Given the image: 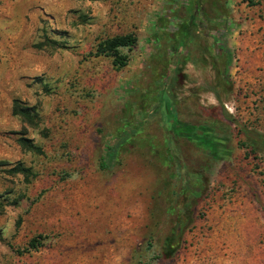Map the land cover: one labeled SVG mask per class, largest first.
I'll use <instances>...</instances> for the list:
<instances>
[{
  "label": "rangeland",
  "instance_id": "374dc122",
  "mask_svg": "<svg viewBox=\"0 0 264 264\" xmlns=\"http://www.w3.org/2000/svg\"><path fill=\"white\" fill-rule=\"evenodd\" d=\"M129 33L125 67L94 56ZM14 100L38 118L11 116ZM138 115L147 138L104 166ZM247 137H264V0H0V264H264V152ZM206 158L192 222L157 258L179 164Z\"/></svg>",
  "mask_w": 264,
  "mask_h": 264
},
{
  "label": "trees",
  "instance_id": "16d2710c",
  "mask_svg": "<svg viewBox=\"0 0 264 264\" xmlns=\"http://www.w3.org/2000/svg\"><path fill=\"white\" fill-rule=\"evenodd\" d=\"M135 42L136 38L133 34L129 33L125 35H116L101 41L96 46L93 54L95 57L103 56L111 58V65L115 69H120L125 67L128 62L127 57L120 53V49L129 50L135 45ZM176 42L177 45L181 47L184 43V39L179 38ZM216 58L215 72L217 76L223 80L226 77L227 68L230 63L228 50L225 47H220L217 49ZM167 110L170 114H172L170 107L167 106ZM10 114L11 116L22 117L29 124H32L33 120L38 118L33 107H27L16 100L12 101ZM143 116L144 115H138L136 123L132 124L131 126L130 133H122L123 131L120 130V133H118L117 136L111 138V144H104V166L107 167L109 164H111L114 159H116L118 153L124 150L128 145H131L138 140L144 141L145 138H147L145 133H142L143 125L145 123V118ZM200 134V138H194L190 144L194 145L196 149H199L201 153L207 154L208 152H211L214 147H216V144L210 139L209 141L202 140L203 133ZM212 135L213 138L217 139L215 133H212ZM247 139L254 143L258 149L264 152V137H259L258 140H253L250 137H247ZM148 140L151 142L149 145L151 150L152 148H163L165 149L166 154L169 153L167 142L165 140L163 141L162 146H159L158 143L152 141L154 139L153 137L151 138V136L148 137ZM17 142L20 148L25 151L38 154L41 152L39 147L35 145L31 139L20 137L17 139ZM152 143H154V145H152ZM169 158L171 159L172 157L169 155ZM209 162V158H206L201 169L198 167H187L185 165L183 166L182 164H179V166L183 169L182 176H180L181 183L177 189L171 190V192H169L171 195V201L173 202L167 207V210L172 216L173 221L162 239L160 254L157 256V258L161 257L163 259H169L178 250L181 243L182 234L192 222V208L196 202L200 200L202 194L204 193L205 171L209 168ZM28 170L29 169L23 167V165L17 164L12 172L26 173ZM39 245L40 243H38L35 238H31L26 245L27 247L25 248V251L35 250L39 247ZM147 246L150 247L149 244H147Z\"/></svg>",
  "mask_w": 264,
  "mask_h": 264
}]
</instances>
